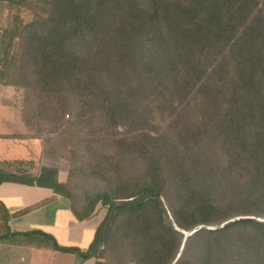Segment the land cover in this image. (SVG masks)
I'll use <instances>...</instances> for the list:
<instances>
[{"label": "trees", "instance_id": "1", "mask_svg": "<svg viewBox=\"0 0 264 264\" xmlns=\"http://www.w3.org/2000/svg\"><path fill=\"white\" fill-rule=\"evenodd\" d=\"M0 3V85L69 161L64 182L0 161V184L49 188L79 221L106 209L86 250L18 234L96 264H264V0ZM8 220L0 202V241Z\"/></svg>", "mask_w": 264, "mask_h": 264}, {"label": "crops", "instance_id": "2", "mask_svg": "<svg viewBox=\"0 0 264 264\" xmlns=\"http://www.w3.org/2000/svg\"><path fill=\"white\" fill-rule=\"evenodd\" d=\"M15 106L19 113L16 102ZM2 132L0 161H32L35 168H57L61 182L67 179L69 164L65 166L63 158L44 151L42 136L29 135L25 125L19 130L21 136H9V133ZM11 147L22 149V155L8 157L12 159L7 160ZM62 172L66 174H63L65 177L61 175ZM0 202L9 213L8 226L15 236L39 230L53 235L61 245L78 246L82 250H86L93 241L95 230L102 219L94 216L90 220H77L69 209L67 198L49 188L35 185L4 182L0 184ZM30 244L20 247L10 242L9 238L1 240L0 264H96L95 258L81 260L77 254L55 251L44 243Z\"/></svg>", "mask_w": 264, "mask_h": 264}, {"label": "rangeland", "instance_id": "3", "mask_svg": "<svg viewBox=\"0 0 264 264\" xmlns=\"http://www.w3.org/2000/svg\"><path fill=\"white\" fill-rule=\"evenodd\" d=\"M15 14V11L12 10V12L8 11L6 8L5 3H0V25L5 26L8 21H10ZM21 18L23 21H29L33 17V13L27 10H23L20 13ZM22 100V94L19 92L15 87L12 86H1L0 87V131H4L2 133H9V136H21L19 133V130L22 129L23 122L19 116L18 108L15 106V102L19 105V103ZM4 117V119L2 118ZM23 150L18 147H11V150L9 151V154H7V160H11L12 158L8 157H19L22 155ZM62 158V157H61ZM63 163H65L67 166L69 164V161L67 159L63 158ZM61 165V167H65ZM64 172H62L63 176ZM66 175V174H64ZM65 177V176H63ZM106 209L104 207H101V205L98 206V212L95 217L96 219H99L105 216ZM101 219V220H102ZM0 233H3L2 230H0ZM10 242H12L15 245H19L20 247L30 246V243H49V241L43 240L39 235H29V236H21L17 235L12 238H9Z\"/></svg>", "mask_w": 264, "mask_h": 264}, {"label": "water", "instance_id": "4", "mask_svg": "<svg viewBox=\"0 0 264 264\" xmlns=\"http://www.w3.org/2000/svg\"><path fill=\"white\" fill-rule=\"evenodd\" d=\"M241 218H244V217H241ZM249 218V217H248ZM252 218H254V217H252ZM236 219H239V218H236ZM201 227H204V226H200V227H198V228H201ZM208 228H214V227H208ZM195 230H193V231H190V232H185L186 234H191V233H193Z\"/></svg>", "mask_w": 264, "mask_h": 264}]
</instances>
